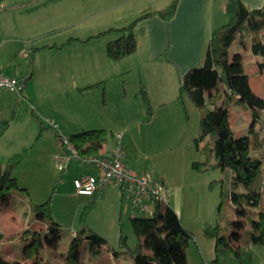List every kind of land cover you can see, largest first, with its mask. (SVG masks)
<instances>
[{"label": "rangeland", "instance_id": "obj_1", "mask_svg": "<svg viewBox=\"0 0 264 264\" xmlns=\"http://www.w3.org/2000/svg\"><path fill=\"white\" fill-rule=\"evenodd\" d=\"M42 2L44 0H8L7 4L13 10L7 11L8 14H19L24 19L22 22L28 24L21 35L8 34L7 44L0 47V72L8 71L10 75L24 79L16 69H27L32 56L14 54L20 48L21 52L28 48L34 50L36 40H28V37L38 30L33 31L29 24L38 21L44 10L55 8L54 5L48 8ZM43 6L47 9L43 10ZM16 16L8 15L9 21L19 19ZM67 29L62 25L56 36H62ZM140 87L135 78L116 77L115 89H110L112 94L115 93V107L111 102L102 106V98L90 93L83 99L85 108L63 95L49 101L39 98L31 104L18 101L17 94L1 91L0 118L10 119L12 125L0 137V161L5 163L25 148L29 150L16 169L19 188L0 195V259L8 264H63L70 243L79 233L82 236L78 248L79 264H126L132 260V250L138 243L132 217H149L144 211L135 209L128 199L124 198L122 202L123 192L111 184L105 185L95 196L77 193L75 178L99 172L92 162L76 158L70 160L65 170L57 168L55 151L59 136L47 115L56 116L55 112H58L77 131L94 125L105 127V147L113 148L117 143L116 135L122 134L121 143L133 167L154 177L167 178L172 183L171 198L176 195L180 198L177 215L196 240L187 250L188 264H264V247L253 245L245 234L242 236L245 226L250 227L247 216H255L257 211L240 209L228 199L219 210L222 189H230L231 169L201 173L192 168L193 161L205 159L194 143V137L201 129L198 108L185 96L184 100H179L178 109L172 105L167 109H153L151 114ZM185 100L189 106L186 110L181 105ZM67 101H71L69 106ZM247 108L245 104L233 106L234 112ZM233 123L237 136L246 133L250 126L245 124L243 117H235V114ZM33 128L36 129L34 132ZM36 133H41L42 139L31 148ZM61 134L68 137V134ZM62 137L59 138L60 145ZM49 199L50 214L45 216L35 207ZM234 219L238 220L239 226ZM208 224H219L221 235L231 236L235 229L238 233H235L234 244L238 248L245 244L246 252L238 255L225 251L215 262V239L204 234ZM90 232H95L101 240L96 236L90 238ZM122 234L127 238V245L120 243ZM143 241L145 250L152 252L148 236L143 235Z\"/></svg>", "mask_w": 264, "mask_h": 264}, {"label": "crops", "instance_id": "obj_2", "mask_svg": "<svg viewBox=\"0 0 264 264\" xmlns=\"http://www.w3.org/2000/svg\"><path fill=\"white\" fill-rule=\"evenodd\" d=\"M171 1L44 0L42 5H47L48 8L54 5L55 8L51 7L44 10L47 8L43 6L44 12L40 19L29 24L33 31L38 30L33 34L31 33V37H28V40L32 38L36 40L35 48H33L34 50L28 48L24 52H21L20 48L14 55L32 56L31 64L27 69H16L17 73L24 76V79L21 80L15 75H11L19 79L20 92L11 93L7 91V93L17 94L18 101L31 104L37 102L39 98L41 101H49L58 95H63L71 101L74 99L73 102H76L77 106L84 108L83 99L87 98L90 93H95L99 99L102 98V106L111 102V106L114 105L115 107V93L112 94L110 89L113 87L115 89L116 77L125 78L128 76V78L137 80L141 86L139 89L141 94L142 91H146L150 101V110H147L151 114L153 109H167L172 105L178 109L180 104L179 86L184 74L189 69L202 65L213 31L228 21V15L225 12L226 0H179L172 19L165 20L159 16H153L140 21L134 30L137 50L120 61H113L106 54L107 43L117 39L120 33L113 31L97 37L109 29L128 26L142 12L162 9ZM242 1L251 10L259 9L264 5V0ZM7 2L8 0H1L0 47L7 44L8 34L13 32L15 36L21 35L23 27L28 24L22 22L24 19H21L19 14H8L7 11L13 10H10L12 6L8 5ZM8 15L12 17L17 15L16 18L19 19L10 18L13 21H9ZM62 25L69 30L67 29L65 34L57 37V29L61 28ZM46 37L47 40H44ZM14 41L19 42L17 39ZM235 54L241 55L242 73L247 76L251 89L264 100V68L260 67L262 57L252 53L249 35L240 33L233 41L230 47V60ZM3 73L10 75L8 71ZM221 76H219L216 86L205 90L206 99L212 102L209 104L211 108L220 106L226 96V85ZM95 84L97 85L89 87ZM96 90L98 92L101 90V92H94ZM1 91L3 90H0V95L2 94ZM236 99V96H232L230 99V124L234 130V114L235 117H243L245 124L250 125L249 128L246 133L242 132L238 136L235 131L234 133L236 137L248 136L254 122L253 114L249 108H247L248 110H241L242 112H234L233 106L242 104L238 103ZM71 101H67L68 106ZM185 104L187 107L188 102L186 100L181 105L185 106ZM64 110H67L66 107ZM55 114L56 116L47 115L56 128L55 133L59 136L56 139L58 146L55 154L62 150L59 143V138L62 137L61 133L68 134L69 137L89 130H106L105 127H101L102 125L99 127L94 125L88 129L84 128L77 131L78 129H73L72 125L68 124L67 121L65 122L58 112ZM11 123L7 131L10 129ZM76 125L81 124L77 123ZM262 129H264L262 121L257 122L255 130L261 131ZM34 130L36 129L33 128V132ZM34 139L35 142L31 148L40 143L41 133H36ZM111 149L105 147V150ZM126 163L133 167L129 163L128 157H126ZM14 175L16 177V171ZM156 178L161 179L169 188H172L170 187L172 183L167 178ZM176 188L178 187L176 186ZM101 190L102 188L97 190L93 196ZM172 194L171 189L168 204L177 213L180 198L178 195L171 198ZM121 198L123 202L124 196L122 195ZM238 208L243 209L239 206ZM234 223L239 226L238 220L234 219ZM247 229L249 227L245 226L244 231ZM244 231L242 236L245 234ZM236 232L234 229L231 241L232 245L238 248L234 244Z\"/></svg>", "mask_w": 264, "mask_h": 264}, {"label": "trees", "instance_id": "obj_3", "mask_svg": "<svg viewBox=\"0 0 264 264\" xmlns=\"http://www.w3.org/2000/svg\"><path fill=\"white\" fill-rule=\"evenodd\" d=\"M178 3L179 0H172L162 9L144 11L128 26L109 29L97 35L99 37L113 31L120 33L117 39L107 43V56L113 61H120L135 53L137 40L134 30L137 24L153 16L165 20L172 19ZM225 12L228 21L213 31L202 65L193 67L184 74L178 98L184 100L185 96L188 97L200 113L201 131L194 143L205 160L194 161L192 168L201 173L231 169L230 189H222L219 210L226 199L249 211L256 210L255 216H247L250 227L245 231V235L251 244L264 247V129L255 130L257 122L262 121L264 125V100L253 92L247 76L242 73L241 55L235 54L230 60L231 44L240 33H244L251 37V51L262 57L260 67L264 68V5L251 10L242 0H226ZM220 75L225 76L226 96L220 106L211 108L209 104L212 102L206 99L205 90L216 86ZM142 95L150 110L146 91H142ZM232 96L237 97L238 103L247 105L253 114L254 122L248 136L236 137L231 127L229 104ZM186 108L185 104L184 109ZM10 123V119L0 118V137L5 134ZM69 139L80 159L87 156L104 157L110 153V150H105L106 130L84 131L69 136ZM28 150L29 148H25L5 163L0 161V195L19 188L14 173ZM49 206L50 199L36 205L35 209L49 216ZM153 209L151 217H132L133 231L138 243L132 250V260L126 264H188L187 250L190 244L196 241L195 236L182 225L176 211L168 203L155 202ZM204 234L215 239V262H218L219 256L225 251L238 255L246 252L245 244L236 249L232 245L231 236L220 234L219 224H208L204 228ZM143 235L148 236L152 249L150 253L145 250ZM88 236H96L101 240L95 232H90ZM81 239L82 236L78 233L72 240L63 264H79L78 248ZM120 243L127 245L124 234L120 236ZM0 264L8 263L0 259Z\"/></svg>", "mask_w": 264, "mask_h": 264}, {"label": "built area", "instance_id": "obj_4", "mask_svg": "<svg viewBox=\"0 0 264 264\" xmlns=\"http://www.w3.org/2000/svg\"><path fill=\"white\" fill-rule=\"evenodd\" d=\"M20 87V81L16 77L0 72V90L19 93ZM116 139L117 143L108 156H87L80 159L69 137H62V150L56 154L57 168L65 170L72 158L92 162L99 173L83 174L75 178L74 186L78 194L93 196L97 190L111 184L120 188L124 198L128 199L135 209L144 211L151 217L154 213L153 204L168 203L171 189L152 174L130 167L126 163V153L121 143L122 134H117Z\"/></svg>", "mask_w": 264, "mask_h": 264}, {"label": "water", "instance_id": "obj_5", "mask_svg": "<svg viewBox=\"0 0 264 264\" xmlns=\"http://www.w3.org/2000/svg\"><path fill=\"white\" fill-rule=\"evenodd\" d=\"M221 78H222L223 80H225V76H224V75H222Z\"/></svg>", "mask_w": 264, "mask_h": 264}]
</instances>
